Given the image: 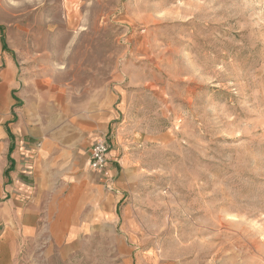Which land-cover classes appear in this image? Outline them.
Instances as JSON below:
<instances>
[{
	"label": "rangeland",
	"instance_id": "1",
	"mask_svg": "<svg viewBox=\"0 0 264 264\" xmlns=\"http://www.w3.org/2000/svg\"><path fill=\"white\" fill-rule=\"evenodd\" d=\"M5 73L117 168L0 264H264V0H0Z\"/></svg>",
	"mask_w": 264,
	"mask_h": 264
},
{
	"label": "crops",
	"instance_id": "2",
	"mask_svg": "<svg viewBox=\"0 0 264 264\" xmlns=\"http://www.w3.org/2000/svg\"><path fill=\"white\" fill-rule=\"evenodd\" d=\"M12 79L7 73L0 79V225L10 222L21 236L34 238L42 214L76 212L71 200L88 198L98 189L97 179L106 183L116 173L117 160L111 148L104 169H90L91 145L108 130L91 117L92 125L75 120L64 127L65 117L52 116L55 110L61 114L62 106L28 109L19 87L11 95ZM3 233L10 234L5 227ZM52 238L56 245H69L62 229H54Z\"/></svg>",
	"mask_w": 264,
	"mask_h": 264
},
{
	"label": "built area",
	"instance_id": "3",
	"mask_svg": "<svg viewBox=\"0 0 264 264\" xmlns=\"http://www.w3.org/2000/svg\"><path fill=\"white\" fill-rule=\"evenodd\" d=\"M109 144L105 139L95 141L89 151V168L92 170H102L107 163V153Z\"/></svg>",
	"mask_w": 264,
	"mask_h": 264
}]
</instances>
